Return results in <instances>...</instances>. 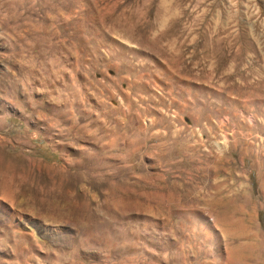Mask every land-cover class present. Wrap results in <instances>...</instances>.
Listing matches in <instances>:
<instances>
[{
    "label": "rangeland",
    "instance_id": "rangeland-1",
    "mask_svg": "<svg viewBox=\"0 0 264 264\" xmlns=\"http://www.w3.org/2000/svg\"><path fill=\"white\" fill-rule=\"evenodd\" d=\"M252 262L264 0H0V264Z\"/></svg>",
    "mask_w": 264,
    "mask_h": 264
},
{
    "label": "bare ground",
    "instance_id": "bare-ground-1",
    "mask_svg": "<svg viewBox=\"0 0 264 264\" xmlns=\"http://www.w3.org/2000/svg\"><path fill=\"white\" fill-rule=\"evenodd\" d=\"M206 200H207V199H206ZM169 205H170V204H169ZM256 245H257V244H256ZM232 247H233V246H232ZM257 247H258V246H257ZM234 248H235V246H234ZM230 250H231V249H230ZM233 250H234V249H233ZM261 250H262V249H261ZM253 251H254V250H253ZM258 253H259V252H258ZM258 253H257V254H258ZM260 253H261V252H260ZM191 254H192V253H191ZM250 254H251V253H250ZM250 254H249V255H250ZM251 257H253V256H251ZM251 259H253V258H251ZM238 260H239V259H238ZM242 260H243V259H242ZM240 261H241V260H240ZM253 261H254V260H253ZM243 262H244V261H243ZM258 262H259V261H258ZM249 263H250V261H249ZM254 263H255V262H254ZM224 264H226V263H224ZM252 264H253V262H252ZM259 264H260V263H259Z\"/></svg>",
    "mask_w": 264,
    "mask_h": 264
},
{
    "label": "trees",
    "instance_id": "trees-1",
    "mask_svg": "<svg viewBox=\"0 0 264 264\" xmlns=\"http://www.w3.org/2000/svg\"><path fill=\"white\" fill-rule=\"evenodd\" d=\"M252 187L255 188L256 187V184H255V181L254 179L252 178ZM260 221H261V217H260Z\"/></svg>",
    "mask_w": 264,
    "mask_h": 264
}]
</instances>
